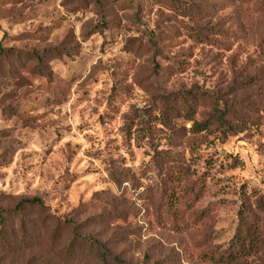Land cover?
<instances>
[{
  "label": "rangeland",
  "instance_id": "rangeland-1",
  "mask_svg": "<svg viewBox=\"0 0 264 264\" xmlns=\"http://www.w3.org/2000/svg\"><path fill=\"white\" fill-rule=\"evenodd\" d=\"M180 1L0 0V264H231L264 198V0Z\"/></svg>",
  "mask_w": 264,
  "mask_h": 264
},
{
  "label": "trees",
  "instance_id": "trees-1",
  "mask_svg": "<svg viewBox=\"0 0 264 264\" xmlns=\"http://www.w3.org/2000/svg\"><path fill=\"white\" fill-rule=\"evenodd\" d=\"M169 1L176 6L181 3L180 0ZM196 98V95L191 94V92H187L181 97L179 96V99L175 101L178 105L175 106V110L178 108L187 115L194 114L192 106L196 103ZM221 114L224 113L222 112ZM211 123L210 121H204L194 124L192 131L196 134L207 133L211 128ZM232 162L234 166H237L238 159L234 158ZM252 199L255 200L254 203L244 202L239 215L240 223L225 252V260L231 264L237 263L244 258L250 259L261 255L264 247V218H261L264 216V198L260 195H253ZM44 209L43 201L37 197L22 200L16 205L13 214L18 216L20 227L17 234L13 236L15 242L24 245L36 240V232L31 227V221L26 219L27 212L29 210L42 212L45 211ZM8 213L9 211L0 209V240L3 239V234L5 233V216ZM49 218L50 215L45 217L44 220ZM58 229L59 225L56 226L53 234L57 233ZM53 234L52 240L54 239ZM108 259H111L113 264H130L113 256L108 250H103L100 254V263L105 264Z\"/></svg>",
  "mask_w": 264,
  "mask_h": 264
}]
</instances>
